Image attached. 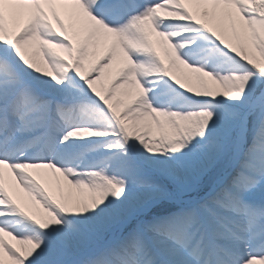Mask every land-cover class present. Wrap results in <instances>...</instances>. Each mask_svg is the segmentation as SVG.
I'll list each match as a JSON object with an SVG mask.
<instances>
[{"label":"snow or ice","instance_id":"6c2138e0","mask_svg":"<svg viewBox=\"0 0 264 264\" xmlns=\"http://www.w3.org/2000/svg\"><path fill=\"white\" fill-rule=\"evenodd\" d=\"M0 264H264V0H0Z\"/></svg>","mask_w":264,"mask_h":264},{"label":"bare ground","instance_id":"6f19581e","mask_svg":"<svg viewBox=\"0 0 264 264\" xmlns=\"http://www.w3.org/2000/svg\"><path fill=\"white\" fill-rule=\"evenodd\" d=\"M10 180V177L6 174V181ZM23 195V193H21Z\"/></svg>","mask_w":264,"mask_h":264},{"label":"rangeland","instance_id":"374dc122","mask_svg":"<svg viewBox=\"0 0 264 264\" xmlns=\"http://www.w3.org/2000/svg\"><path fill=\"white\" fill-rule=\"evenodd\" d=\"M12 243H14V241Z\"/></svg>","mask_w":264,"mask_h":264}]
</instances>
